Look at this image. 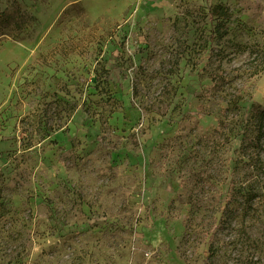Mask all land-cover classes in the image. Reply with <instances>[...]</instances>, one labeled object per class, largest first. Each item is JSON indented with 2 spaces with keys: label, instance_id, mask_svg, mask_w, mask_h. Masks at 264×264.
<instances>
[{
  "label": "rangeland",
  "instance_id": "1",
  "mask_svg": "<svg viewBox=\"0 0 264 264\" xmlns=\"http://www.w3.org/2000/svg\"><path fill=\"white\" fill-rule=\"evenodd\" d=\"M1 13L0 264H264V0Z\"/></svg>",
  "mask_w": 264,
  "mask_h": 264
},
{
  "label": "trees",
  "instance_id": "2",
  "mask_svg": "<svg viewBox=\"0 0 264 264\" xmlns=\"http://www.w3.org/2000/svg\"><path fill=\"white\" fill-rule=\"evenodd\" d=\"M213 13L214 14H216V15H218L217 17H225V16H228V12H227V10L225 9V8H223L222 6H216V7H214L213 8ZM2 15H4V16H6V18H8V17H10L9 15H5V14H3V13H1L0 14V16H2ZM21 16L23 17V16H26V14L24 15V14H21ZM23 22H25V21H23ZM221 26L222 24L221 23H218V24H216L215 26ZM220 29L218 28V31H219ZM221 33V32H220ZM223 33H225V30H224V32ZM5 34V33H4ZM263 118H264V109H262L260 112H259V118H258V129H259V131L262 129V127H263V123H262V120H263Z\"/></svg>",
  "mask_w": 264,
  "mask_h": 264
}]
</instances>
